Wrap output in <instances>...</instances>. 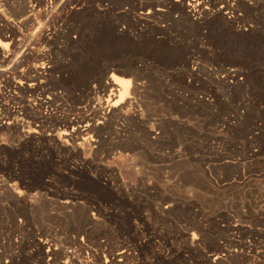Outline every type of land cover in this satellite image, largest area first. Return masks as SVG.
Listing matches in <instances>:
<instances>
[{"label":"rangeland","instance_id":"1","mask_svg":"<svg viewBox=\"0 0 264 264\" xmlns=\"http://www.w3.org/2000/svg\"><path fill=\"white\" fill-rule=\"evenodd\" d=\"M203 1L0 0V264H264V0Z\"/></svg>","mask_w":264,"mask_h":264},{"label":"bare ground","instance_id":"2","mask_svg":"<svg viewBox=\"0 0 264 264\" xmlns=\"http://www.w3.org/2000/svg\"><path fill=\"white\" fill-rule=\"evenodd\" d=\"M33 10H34V8L30 9V12L33 11ZM31 15L32 14L28 15L26 17V20L27 19H30L31 18ZM11 43H12L11 40L5 41L3 39H0V47L3 48V49H7ZM45 69H46L45 63H42V65L41 64L40 65H37L36 67H33V68L30 67V66H28L27 70L18 73V78H17V80L15 82L18 83V84H20L22 88L29 89L30 91L31 90H36L39 87L40 78H42L44 76V73L46 71ZM7 70H8V68H2V69H0V71H7ZM33 71L35 72V75L34 76H32V72ZM110 78H111V80L110 81H107L104 84L105 89L111 88L112 90H117L119 92V99L115 100L113 103H111L109 105V111L112 112L113 114H118L119 115V114H122L123 112H125V108L128 105L132 104V102L129 101V100H127V98L125 100V96H126V94H128V92H130L131 89H133L135 91L136 87L135 86L133 87L132 82H131L130 79L124 78V77L119 76V75H116L114 73L110 76ZM133 84H134V82H133ZM129 98H133V97L130 96ZM76 122L74 120L70 121V123L74 127V130H73L72 133H68V134L72 138H74L75 136H78L80 134H83L84 131H87L88 132V131H94V130L98 129L97 124H91L87 120L85 121L87 123H85V124L83 123L84 125H80V126H76ZM84 139H86V138H84ZM143 139H144V137H143Z\"/></svg>","mask_w":264,"mask_h":264},{"label":"built area","instance_id":"3","mask_svg":"<svg viewBox=\"0 0 264 264\" xmlns=\"http://www.w3.org/2000/svg\"><path fill=\"white\" fill-rule=\"evenodd\" d=\"M202 5H204L203 0H188L187 7L189 14L193 18L199 20L201 13H203L204 11L207 12ZM221 8L226 10L225 13L228 15L229 18L235 17L236 12L238 11L237 0H225V4H223ZM0 39H5V36L3 35V38L0 37ZM3 50L6 51L5 49Z\"/></svg>","mask_w":264,"mask_h":264}]
</instances>
